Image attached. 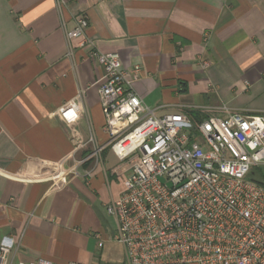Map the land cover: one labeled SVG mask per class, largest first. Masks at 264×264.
I'll return each mask as SVG.
<instances>
[{
	"label": "crops",
	"instance_id": "crops-1",
	"mask_svg": "<svg viewBox=\"0 0 264 264\" xmlns=\"http://www.w3.org/2000/svg\"><path fill=\"white\" fill-rule=\"evenodd\" d=\"M81 14L100 51L141 67L135 89L156 115L264 113L251 101L264 95V0H0V243L14 262L96 263L92 242L116 232L106 205L126 175L114 192L108 149L92 156L108 138L105 71L67 39Z\"/></svg>",
	"mask_w": 264,
	"mask_h": 264
},
{
	"label": "built area",
	"instance_id": "built-area-1",
	"mask_svg": "<svg viewBox=\"0 0 264 264\" xmlns=\"http://www.w3.org/2000/svg\"><path fill=\"white\" fill-rule=\"evenodd\" d=\"M88 26L77 15L67 39H80L103 67L106 145L121 161H134L122 193L106 205L125 263L264 264V113L222 105L196 122L181 111L158 116L135 89L141 67L100 51ZM59 114L68 125L79 116L75 103ZM10 252L0 243V264H57L14 262Z\"/></svg>",
	"mask_w": 264,
	"mask_h": 264
},
{
	"label": "rangeland",
	"instance_id": "rangeland-1",
	"mask_svg": "<svg viewBox=\"0 0 264 264\" xmlns=\"http://www.w3.org/2000/svg\"><path fill=\"white\" fill-rule=\"evenodd\" d=\"M252 103L254 105H261L264 104V95H262L260 98H256L251 100ZM109 138H107V142H108ZM98 147H103L102 151H98L96 154L95 151L96 149H98ZM96 147L95 151L92 153V156H98L99 159L98 161L101 160V158L103 157V153L105 152L104 150H107V156L105 159V165L107 169H111L114 168L116 170L115 173V178H113L111 180V188L113 189V191H118L120 186H121V181L119 180L123 178V175H127V172L129 170V168L133 165L134 161H130V159H127L125 161H121L117 156H115L111 150V148L107 145H101ZM106 183V187H108V183L107 181ZM123 191V190H122ZM122 193V192H121ZM109 220V224L111 226V234H114L113 230L115 229V219L113 216H109L108 218ZM93 254L97 257V261L96 263H86V264H126L125 263V254H124V248L121 244H119L118 242H116L115 240H113L112 238L110 239H106L104 241V246L103 247H99L98 246V241H93Z\"/></svg>",
	"mask_w": 264,
	"mask_h": 264
},
{
	"label": "trees",
	"instance_id": "trees-1",
	"mask_svg": "<svg viewBox=\"0 0 264 264\" xmlns=\"http://www.w3.org/2000/svg\"><path fill=\"white\" fill-rule=\"evenodd\" d=\"M253 178V177H252Z\"/></svg>",
	"mask_w": 264,
	"mask_h": 264
}]
</instances>
